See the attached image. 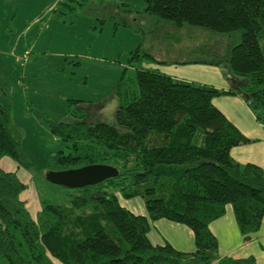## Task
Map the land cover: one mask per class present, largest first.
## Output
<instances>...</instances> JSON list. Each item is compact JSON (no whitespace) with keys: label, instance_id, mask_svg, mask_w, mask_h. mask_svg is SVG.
Segmentation results:
<instances>
[{"label":"trees","instance_id":"16d2710c","mask_svg":"<svg viewBox=\"0 0 264 264\" xmlns=\"http://www.w3.org/2000/svg\"><path fill=\"white\" fill-rule=\"evenodd\" d=\"M143 14L155 24L201 26L237 37L222 51L207 46L212 58L173 61L227 67L230 87L218 89L136 65L135 89L123 76L115 85L112 119L86 116L81 100L67 99L69 120L46 125L67 152L51 151L47 170L100 163L115 167L116 175L69 188L67 204L42 202L31 217L20 199L25 184L0 168V264H52L50 258L61 264H256L250 255L219 256L208 229L225 204L244 239L264 215V169L232 159L230 148L249 139L211 99L239 95L264 124V0H145ZM139 48L130 51V62L155 59ZM19 131L8 107L0 106V158L36 168L22 151ZM111 189L125 198L139 197L146 216L121 206ZM158 218L189 227L194 249L151 244L148 219Z\"/></svg>","mask_w":264,"mask_h":264},{"label":"rangeland","instance_id":"374dc122","mask_svg":"<svg viewBox=\"0 0 264 264\" xmlns=\"http://www.w3.org/2000/svg\"><path fill=\"white\" fill-rule=\"evenodd\" d=\"M144 5L145 0H0V106L8 107L20 130L22 151L36 167H19L18 172L25 184L20 198L32 217L42 202L67 204L69 188L44 178L49 153L67 152L46 128L49 121L69 120L64 115L67 99L81 100L86 116L98 113L112 119L115 85L123 76L128 88L135 89L136 65L212 58L205 48L222 51L238 41L201 26L155 24L143 14ZM137 45L139 52L155 59L130 62V51ZM218 67L230 82L227 67ZM198 68L186 72L189 81L201 79ZM12 166L9 157L0 158V168ZM111 190L120 202H141Z\"/></svg>","mask_w":264,"mask_h":264},{"label":"crops","instance_id":"0c3cea01","mask_svg":"<svg viewBox=\"0 0 264 264\" xmlns=\"http://www.w3.org/2000/svg\"><path fill=\"white\" fill-rule=\"evenodd\" d=\"M164 65L166 67H150L156 68L172 78L185 81H189L188 77H186V72L190 71V67H199L198 69L203 71V74L201 75V79H198L195 83L207 84L223 90L230 87V82L220 73L218 66L202 63L178 64L173 61H166ZM211 102L249 139L247 143L230 148L229 154L232 159L238 163H253L264 169V124L254 118L246 102L239 95H218L213 97ZM11 168L5 171H13L18 177L19 167L16 163ZM118 202L131 213L146 216L142 200L141 202L137 200H123L120 202L118 200ZM208 229L216 238L219 256L241 258L250 255L254 258L256 264H264V215L257 230L252 232L249 238L244 239L236 225L230 204H225L223 213L208 223ZM146 236L153 245L168 243L173 248L184 252L194 249L190 228L185 224L165 218L148 219ZM50 259L52 264H61L54 258ZM210 264H217V262L213 261Z\"/></svg>","mask_w":264,"mask_h":264},{"label":"water","instance_id":"95a60500","mask_svg":"<svg viewBox=\"0 0 264 264\" xmlns=\"http://www.w3.org/2000/svg\"><path fill=\"white\" fill-rule=\"evenodd\" d=\"M116 175V168L107 164H86L64 170H47L44 178L67 188L82 187Z\"/></svg>","mask_w":264,"mask_h":264}]
</instances>
